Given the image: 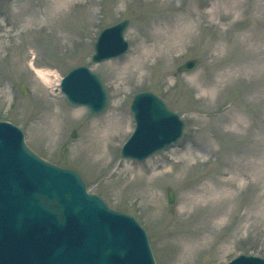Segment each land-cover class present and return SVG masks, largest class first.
Instances as JSON below:
<instances>
[{
    "label": "rangeland",
    "instance_id": "1",
    "mask_svg": "<svg viewBox=\"0 0 264 264\" xmlns=\"http://www.w3.org/2000/svg\"><path fill=\"white\" fill-rule=\"evenodd\" d=\"M230 1L174 0L165 8L161 0H0V121L18 127L41 158L75 170L89 194L134 217L156 264H225L241 253L264 259V70L241 75L239 55L222 49L252 39L255 19L264 23V0H240L239 16L222 22L205 17L209 7L224 13L219 5ZM186 8L195 13L188 23ZM122 20L128 52L92 64L99 32ZM182 22L187 29L178 35ZM156 34L169 41L142 58ZM189 59L198 67L177 74ZM79 65L102 78L109 103L101 116L68 106L54 82L48 88L36 75L62 77ZM142 92L184 121L183 135L145 161L122 160L134 128L129 107ZM231 175L241 180L232 198L196 201V190Z\"/></svg>",
    "mask_w": 264,
    "mask_h": 264
},
{
    "label": "water",
    "instance_id": "2",
    "mask_svg": "<svg viewBox=\"0 0 264 264\" xmlns=\"http://www.w3.org/2000/svg\"><path fill=\"white\" fill-rule=\"evenodd\" d=\"M126 26L124 21L101 33L93 62L126 51ZM196 65L195 60L188 61L177 72L191 71ZM61 90L70 105L86 106L90 117L106 107L99 78L84 67L72 69L62 80ZM131 110L136 128L121 150L122 158L143 161L180 138L183 122L154 95H137ZM172 202L173 194L168 192V203ZM33 226L47 233L56 230L60 240L45 245L30 241ZM86 250L96 258L95 264H136L134 257L140 256L145 261L141 264H153L144 233L133 218L87 195L76 172L36 156L16 129H0V264H51L63 254H72L71 264H78ZM138 250H142L140 256ZM123 254H131V259L118 261ZM229 264H264V260L240 256Z\"/></svg>",
    "mask_w": 264,
    "mask_h": 264
},
{
    "label": "bare ground",
    "instance_id": "3",
    "mask_svg": "<svg viewBox=\"0 0 264 264\" xmlns=\"http://www.w3.org/2000/svg\"><path fill=\"white\" fill-rule=\"evenodd\" d=\"M153 1H157V0H153ZM174 0H161V2L164 4V7H169L172 5ZM220 7L223 6L224 10L222 13L221 10H210V7L208 8L209 11H207L205 13V17H209L211 20H213L215 18V16L217 15V21L218 22H222L223 20L225 21L226 17L230 15V13L234 12V16H239L240 14V8H244L245 7V2L243 1L242 3H240V0H232L230 2L227 3V6H225V4L222 2L220 5ZM260 5H258V3L256 2L255 6L253 7H259ZM187 11L186 9H183V11H181L180 13L183 14V16H185L187 18V23H188V19L190 18L192 20V15L195 13H191V12H185ZM198 19H200L202 17V14L198 13ZM183 16H181L180 19H183ZM185 18V19H186ZM184 19V20H185ZM183 20V21H184ZM174 22H177L174 21ZM170 26L165 28V31L167 33H171L173 32V29L169 28ZM182 27V29H187V27L183 24V22L181 23V26L178 25L176 26V31L177 34L179 33L178 30ZM254 33L251 35L252 39H248V40H234L232 43L231 47L228 48H222L225 50V52H231V53H235L239 55V59L235 62V65L240 64L239 66L241 67L240 69H238V73H240L241 75H245L248 73H254L257 72V70H264V23L260 22L258 20L255 19L254 25H253V29ZM182 32V31H181ZM181 32L178 34L180 35ZM188 32V31H187ZM180 38V37H179ZM152 38L149 39L150 42ZM162 41H164L165 43L168 42V36L164 37L161 36L159 34H156L153 37V46L151 47L150 51H148L147 53H144L143 55H141L142 58H146V56H148L149 54H155V53H159L158 51V47H157V43H162ZM170 47L167 46L165 49L162 50H169ZM144 61V59H143ZM246 62V63H245ZM138 67L141 68V64L139 63V61L137 62ZM37 75L40 79V81L42 83H44L45 85H50L49 81L52 80V77L49 76V73H44L43 71H37ZM260 122L263 124L264 126V118L259 119ZM239 124L241 125V123L239 122ZM254 127V125H253ZM246 130H248V128H246ZM264 130V129H263ZM262 130V131H263ZM242 150V154H246L248 155V152L245 150ZM251 154V152H249ZM232 167V166H231ZM235 169H239L238 165L234 166ZM233 169V167H232ZM233 171V170H232ZM235 173L237 175H239V173L237 171H235ZM240 179H235L234 175H231L230 178H227L225 181L222 180H213L211 181L208 185L196 190L194 192V194L197 195V197L199 199H196V201H200V200H213L216 201L217 199L220 198L221 195H225V196H229V198H232V191L237 189V186L239 185L238 182H240ZM211 198V199H209ZM226 198V197H225ZM193 203V199H189L187 201L186 204L191 205ZM232 203V202H231ZM229 203V204H231ZM193 205V204H192Z\"/></svg>",
    "mask_w": 264,
    "mask_h": 264
}]
</instances>
